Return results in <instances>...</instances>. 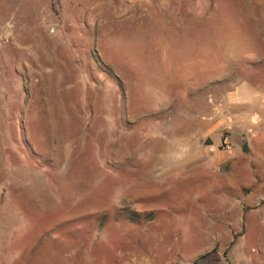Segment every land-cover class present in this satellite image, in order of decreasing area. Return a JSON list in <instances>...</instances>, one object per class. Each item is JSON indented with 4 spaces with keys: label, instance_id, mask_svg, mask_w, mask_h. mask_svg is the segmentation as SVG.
<instances>
[{
    "label": "rangeland",
    "instance_id": "1",
    "mask_svg": "<svg viewBox=\"0 0 264 264\" xmlns=\"http://www.w3.org/2000/svg\"><path fill=\"white\" fill-rule=\"evenodd\" d=\"M212 252L264 264V0H0V264Z\"/></svg>",
    "mask_w": 264,
    "mask_h": 264
},
{
    "label": "trees",
    "instance_id": "2",
    "mask_svg": "<svg viewBox=\"0 0 264 264\" xmlns=\"http://www.w3.org/2000/svg\"><path fill=\"white\" fill-rule=\"evenodd\" d=\"M219 260L220 256L216 252H212L211 254L196 259L193 264H216Z\"/></svg>",
    "mask_w": 264,
    "mask_h": 264
},
{
    "label": "water",
    "instance_id": "3",
    "mask_svg": "<svg viewBox=\"0 0 264 264\" xmlns=\"http://www.w3.org/2000/svg\"><path fill=\"white\" fill-rule=\"evenodd\" d=\"M210 142V139H206V141H205V143H209ZM246 149V147H245V145H243V147H242V150L244 151Z\"/></svg>",
    "mask_w": 264,
    "mask_h": 264
}]
</instances>
